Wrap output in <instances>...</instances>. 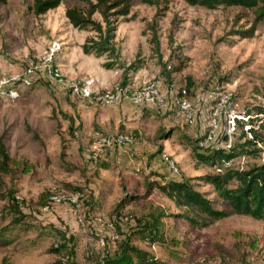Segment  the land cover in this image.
<instances>
[{"label":"rangeland","instance_id":"1","mask_svg":"<svg viewBox=\"0 0 264 264\" xmlns=\"http://www.w3.org/2000/svg\"><path fill=\"white\" fill-rule=\"evenodd\" d=\"M73 5L80 3L61 0L57 7L35 16L31 10L32 0L0 2V73L22 77L15 83L17 95L0 97V133H4L9 155L31 165L26 173H0V231L5 225L10 226L13 216L4 208L5 196L13 192L21 200L25 217L20 223L34 222L35 226H40L48 216L35 205L38 194L78 186L79 206L53 205L48 215H54L57 223L49 229L53 232L60 229L72 236L73 255L68 264H90L86 259L98 264L100 257L114 247L116 239L110 240L108 230L94 217L110 220L121 195L126 191L142 193L145 184L157 178L153 176L154 170H162L170 176L160 158L161 152L175 162L177 177H191L196 189L216 199L211 187L196 178L212 171V167L196 162L190 146L182 143L179 135L185 134L192 144L196 140L198 145V138L212 129L211 145L222 143L225 128L222 113L217 116L215 125L210 119L214 109L218 112L225 109L218 102L220 94L229 93L233 110L241 120L235 123L230 143L250 138L252 131L247 133L244 129L247 123L258 136L254 145L259 153L235 156L232 166L245 168L261 161L264 156V18L257 23L251 37L242 38L237 31L250 26L251 10L205 9L183 0H171L157 11L147 0H132L129 18L120 19L115 31L113 54L123 70L116 83L131 85L129 80L135 77L137 84L142 79L160 75L161 64L166 65L167 72L175 64L171 55L176 47L183 66L168 77L162 76L164 103H149V115L132 119L128 129L114 130L131 133L133 142L112 147L99 144L97 138L113 131L90 130L83 119L84 108L73 102L87 99L72 94L42 66L51 41L61 45L52 55L51 65L58 66L63 77H83L78 76L83 73L80 68L73 75L64 72L65 54L69 51V57L77 60V65H84L83 69L97 63L91 57L80 61L84 57L81 51L73 50L86 36L93 35L67 23L63 11ZM149 25L154 26V31L148 29ZM101 61H106V56H101ZM131 64L140 68L132 72ZM33 66L34 73L26 75L25 69ZM86 76L96 84L95 78ZM187 82L190 86L186 98L193 107L191 121H186L182 111L171 103L178 89L186 87ZM208 94L205 102L199 101L198 95ZM100 161L106 162L107 167L99 166ZM155 207L166 212L161 220L169 243L150 247H145L142 241L135 243L152 250L167 264H264L263 220L233 213L195 228L174 214L178 209L156 188L146 196L123 203L118 211L130 219L115 224L116 230H128ZM63 211L71 213L74 225L65 223ZM34 234L33 230H28L19 234L13 243L0 245V264L14 256L31 258L36 264H51L57 255L46 252L45 244L53 242L54 238H43L44 241L29 247ZM170 238H175L177 243L171 244Z\"/></svg>","mask_w":264,"mask_h":264},{"label":"trees","instance_id":"2","mask_svg":"<svg viewBox=\"0 0 264 264\" xmlns=\"http://www.w3.org/2000/svg\"><path fill=\"white\" fill-rule=\"evenodd\" d=\"M80 5L66 7L63 15L67 23L76 30H85L92 32L93 35L86 36L80 45L83 54H93L95 57L106 56V61L101 63L105 69H121L117 63V56L114 51V37L117 24L120 19H127L132 6V0H77ZM171 0H147L148 4L154 5L159 11L160 6L165 7ZM189 5H198L205 9H216L226 7H240L253 12V20L250 26L245 30L237 31L242 38H249L253 35L258 22L264 18V0H183ZM5 2V0H0ZM61 0H32V13L35 16L41 15L46 11L59 5ZM158 14V12L156 13ZM148 29L154 31V26L149 25ZM174 50L173 64L170 70L166 72V65L161 64L160 76L168 77L169 73L178 72L183 66V58L179 48ZM132 72L140 68L139 65L131 64L129 67ZM168 68V67H167ZM190 86L187 82L185 87ZM252 120L251 118L249 119ZM241 120L236 119V122ZM250 138H245L241 142H231L225 149L222 147L209 146L203 148L190 142V138L185 134L179 135V140L189 147L191 156L196 162L207 165L212 171H207L196 176L200 181L208 184L216 199L209 198L203 191L194 187L191 177H177L170 174L167 177L164 173L154 170L153 176L157 177L148 181L142 193L124 192L115 204V215L123 214L118 211L123 203L130 198L146 196L151 189L157 191L166 197L174 207L178 209L174 214L182 218L195 228L205 227L212 222L236 213L249 215L256 219L264 221V156L259 163H252L245 168L224 167L220 171H215L214 167L221 160H227L242 154H258L259 148L255 141L257 134L253 129ZM4 133H0V173H11L20 171L26 173L31 165L24 161L14 160L8 153L4 142ZM98 165L106 168L107 163L100 161ZM72 191L79 189L78 186H72ZM48 193L40 192L35 200V205L40 208L47 200ZM5 209L12 214L10 226L5 225L0 231V245L10 243L13 238L3 235L4 230L15 227L28 229L32 222H23L25 213L20 207L21 200L17 199L15 193L5 196ZM220 204V206H219ZM40 210V209H39ZM164 210L155 207L147 211L142 219L129 227L128 230L118 232V238L114 247L106 254L100 257L98 264H167L166 260L158 257L152 250L145 247L157 244L162 245L167 242L161 217L165 216ZM116 228V227H115ZM41 233V232H39ZM54 241L49 243L46 250L57 255V258L51 264H61L58 256L67 254L73 255L72 236L65 234L64 231L56 229ZM142 241L145 247L138 246L135 241ZM171 244H176L175 238H170ZM4 264V263H3Z\"/></svg>","mask_w":264,"mask_h":264},{"label":"built area","instance_id":"3","mask_svg":"<svg viewBox=\"0 0 264 264\" xmlns=\"http://www.w3.org/2000/svg\"><path fill=\"white\" fill-rule=\"evenodd\" d=\"M61 45L58 41H51L45 52V57L43 58V68L47 70V73L50 77L57 80L60 84L67 87L70 92L76 96L87 99L89 101L103 104V105H111L120 100H127L132 104L139 105L144 103H164V92L162 89V84L164 78L160 75L151 77L149 79H142L135 85H119L117 83H113L109 86H95L93 79L90 77H78L75 79H69L63 77L58 66L51 65L52 55L59 51ZM35 67H27L25 69L26 75H32L34 73ZM22 79V77L10 76L4 73H0V97L10 98L17 95V85L15 84L17 80ZM186 89L182 87L178 89L177 94H175L171 103L178 109L182 111V114L186 121H191L193 116V107L189 100L186 98ZM208 95H198V99L200 102H205ZM218 102H220L225 109L223 112H218L214 109L210 112L211 124L215 125V121L217 116L222 113V116L225 121L224 128V140L222 143H217L215 145H211V141L213 139V130L210 129L204 133L203 136L198 138L197 144L199 146H214V147H222L227 149L230 146V136L232 135L236 123V119L239 117L236 112H234L233 107L231 105V100L229 93L220 94L218 98ZM244 129H246L249 133L250 125L247 123L244 125ZM97 142L104 146H121L128 145L133 142V135L129 132L123 131H113L106 132L100 134L97 138ZM160 158L167 166L169 170V174L178 175V168L175 165V162L169 158L165 153H160ZM232 158L227 160H221V162L214 167L215 171H220L224 167L232 166ZM81 193L79 190H51L48 192L46 202L40 206V211L48 212L51 210L53 205L64 203L66 205H70L72 207L77 208L79 206V199ZM95 221L103 225L108 230V237L110 240H115L118 238V232L116 231L115 224L129 220V216L126 214H118L113 216L110 220H106L101 216L94 217ZM59 262L61 264H68L70 257L67 254H63L58 256Z\"/></svg>","mask_w":264,"mask_h":264},{"label":"crops","instance_id":"4","mask_svg":"<svg viewBox=\"0 0 264 264\" xmlns=\"http://www.w3.org/2000/svg\"><path fill=\"white\" fill-rule=\"evenodd\" d=\"M83 41L79 42L77 46H74L73 50L75 51H81L80 45ZM70 51L65 54V60L67 61L66 66L64 67V72H66V75H73L75 72H78L77 68H80L83 73H80L78 76L85 77L86 74L96 79L95 86H104L109 85L111 83H116L119 81V78L122 73V68L118 69H105L101 67V56L95 57L93 54H83L81 56H84L80 59V61H86L85 58L91 57L94 60H96V64L94 67H89L88 69H83L82 65H77V60L74 58L69 57ZM105 56V55H103ZM84 58V59H83ZM98 59V61H97ZM85 72V74H84ZM77 76V77H78ZM135 76V75H134ZM138 80H135V77L133 80H129L133 85ZM131 84V85H132ZM77 105L82 106L83 109V119L87 122V125L89 126L90 130L92 131H114L118 128H124L128 129V127H131V120L140 119L141 117L149 115V102L144 103L142 105H130L126 100H121L117 103L111 104V105H103L98 104L89 100H83V99H75L73 100ZM162 173H164L167 177L166 172L162 170H158ZM163 196V195H162ZM164 197V196H163ZM166 198V197H164ZM167 199V198H166ZM40 211V210H39ZM47 213V214H46ZM49 212H43L42 214L47 215V220H42L40 223V226H35L32 222V226L28 229H21V228H12L9 230H4L3 235L12 237L13 240L10 243H7L5 245H9L13 243L21 234L22 232L33 230L34 231V237L30 239V245L29 247H33L39 242L43 240V238H54V235H56V230L53 232L50 228L56 227L57 220H55L54 215H48ZM50 214V213H49ZM64 217H65V223H68V225H74L75 219L72 217L70 212L63 211ZM34 221V220H31ZM47 223V227H45V224ZM43 228H39L42 227ZM41 232V233H39ZM55 239V238H54ZM44 241V240H43ZM51 243V242H50ZM1 245V246H5ZM48 244H45V251ZM51 253V252H49ZM54 254V253H52ZM87 262L91 261L90 259H86ZM4 264H36L33 259L31 258H20L18 256H14L11 260H5L3 262Z\"/></svg>","mask_w":264,"mask_h":264}]
</instances>
